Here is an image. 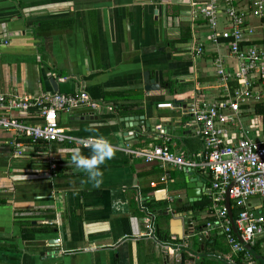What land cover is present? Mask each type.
Listing matches in <instances>:
<instances>
[{"label":"crops","instance_id":"0c3cea01","mask_svg":"<svg viewBox=\"0 0 264 264\" xmlns=\"http://www.w3.org/2000/svg\"><path fill=\"white\" fill-rule=\"evenodd\" d=\"M203 1L0 0V93L38 97L84 89L96 100L106 97L98 110L82 106L61 112L59 121L77 137H102L114 152L94 187L67 162L70 149L87 156V147L23 139V154L16 155V131L0 128V264H196L211 237L227 243L222 230L209 225V208L198 214L208 225L204 242L184 236L183 216L195 210L185 207L184 170L169 166L168 182L153 186L163 174L159 164L123 150L162 144L163 134L171 135L174 151L203 150L187 125L197 85L215 81L211 57L197 58L191 49L194 33L205 29L194 17ZM147 72L159 89H145ZM159 102L174 108H158ZM5 113L41 121L35 108L6 112L0 106V116ZM145 121L156 132L131 139ZM204 186L197 202L207 196ZM250 204L264 214V200L253 197ZM143 205L156 213L155 230L174 249L145 235ZM178 243L187 245L177 250Z\"/></svg>","mask_w":264,"mask_h":264},{"label":"built area","instance_id":"2783aa9c","mask_svg":"<svg viewBox=\"0 0 264 264\" xmlns=\"http://www.w3.org/2000/svg\"><path fill=\"white\" fill-rule=\"evenodd\" d=\"M195 19L204 20L205 29L193 35L192 53L197 58L211 57L213 83L197 85L196 96L189 105L191 121L187 124L192 135L203 143L196 155L171 148V135L163 134L164 142L145 148L124 147L130 156L146 163H158L163 169L153 186L167 183L168 167L199 170L207 183L210 226L222 230L230 248L226 258L236 264H255L254 254L247 250L264 239V214L256 212L250 201L264 200V0H204ZM252 19L256 20L255 22ZM103 101L94 99L86 90L72 93H47L38 97H19L0 93V106L6 112L37 109L41 121L29 123L5 113L0 116V128L15 130L18 138L11 142L16 155L23 154V139L77 143L89 138L77 137L60 123L59 114L87 106L98 110ZM158 108H174L172 102H159ZM229 196L236 231L226 206ZM141 205L143 200H140ZM144 204V203H143ZM145 235L166 247L171 243L159 239L155 230L156 213L142 206ZM169 245V246H167ZM184 243L177 244L179 250ZM264 253V242L260 244ZM263 255V254H262Z\"/></svg>","mask_w":264,"mask_h":264},{"label":"water","instance_id":"95a60500","mask_svg":"<svg viewBox=\"0 0 264 264\" xmlns=\"http://www.w3.org/2000/svg\"><path fill=\"white\" fill-rule=\"evenodd\" d=\"M54 84V82H53ZM55 88V87H54ZM160 86L158 84L155 85V81L153 79H149V74L148 72L145 74V89L147 91L150 90H154V89H159ZM55 90L57 91L58 89L55 88ZM126 121H128L129 123L133 122L134 120H136L134 117H126L125 118ZM135 126H137L136 124H133ZM132 125V126H133ZM143 125V132L141 134H139V131H136V134H133V138H135L136 136L138 137H142L146 132L148 133H154L156 132V125L155 124H149L146 121L142 124ZM128 126V125H127ZM146 131V132H145ZM194 170H185V182H186V193L188 196V203L185 204L186 208L189 207H194V205L196 204L197 200L201 198L202 196V191L204 189V184H205V180L198 178L197 176L195 177L194 175ZM198 179V187H200V192H195L192 190L193 187V182L197 181ZM226 206L228 208L229 211V216L232 220V226L234 228V230L236 231L235 228V224H234V218H233V211L231 209V202L229 199V196H227L226 198ZM197 212V214L194 213ZM201 212V210L199 209H195L193 211L190 212V214H187L186 216H183V233L184 236L189 237V236H195L198 235L199 237H201L202 241L204 242V240L206 239V237L204 236V231L208 229V225L206 222L201 221L200 216L198 215ZM246 248L248 251H253V248L246 244ZM218 258L220 259V261L224 262L225 264H234L232 262H230L228 259L223 258L221 256H218ZM257 259L261 260L264 264V256L261 254H257Z\"/></svg>","mask_w":264,"mask_h":264},{"label":"clouds","instance_id":"9594fccd","mask_svg":"<svg viewBox=\"0 0 264 264\" xmlns=\"http://www.w3.org/2000/svg\"><path fill=\"white\" fill-rule=\"evenodd\" d=\"M85 147L89 149V155H82L80 148L69 150L68 164L74 165L75 168L82 170L89 181L93 182L94 187H99L102 180L101 165L107 159L114 155L112 146L102 137L96 139H87L83 141Z\"/></svg>","mask_w":264,"mask_h":264},{"label":"trees","instance_id":"16d2710c","mask_svg":"<svg viewBox=\"0 0 264 264\" xmlns=\"http://www.w3.org/2000/svg\"><path fill=\"white\" fill-rule=\"evenodd\" d=\"M190 36H186L183 41H187L188 38ZM172 85V82H169L168 83V87H171ZM97 98V97H95ZM97 99H99V101H106V97H102V96H99ZM211 205V201L209 199L208 196H204L200 201H198L194 207L192 209H199V210H204V209H207L209 208ZM238 212H239V209L238 208H234L233 209V215L235 216V218L237 217L238 215ZM212 222H213V219H212ZM157 230V236L159 239H164L165 236L162 235L161 231L159 228L156 229ZM210 239H213L212 243L210 242H207L204 243L205 245V249L206 251H204V255L202 256V259L199 260L196 264H213V258L217 259L218 258V255L216 254V252H221L223 254H229L230 253V248H229V245L227 243H224L222 240H221V236H213L211 237ZM264 242V239L259 241L256 246L253 247V251H251V253L254 254L253 258L255 259V261H258L257 259V254H263L264 256V253L260 252L259 248H260V244ZM235 258V262L236 264H245V262L241 259V258H237V257H234ZM183 263L184 260H183Z\"/></svg>","mask_w":264,"mask_h":264},{"label":"rangeland","instance_id":"374dc122","mask_svg":"<svg viewBox=\"0 0 264 264\" xmlns=\"http://www.w3.org/2000/svg\"><path fill=\"white\" fill-rule=\"evenodd\" d=\"M247 264H250V263H247ZM256 264H260V262L258 261ZM262 264V263H261Z\"/></svg>","mask_w":264,"mask_h":264}]
</instances>
